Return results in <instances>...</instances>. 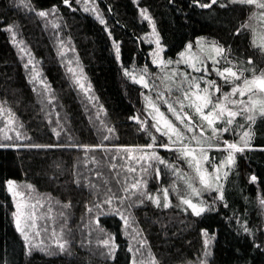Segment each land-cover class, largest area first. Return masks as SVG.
<instances>
[{"label":"trees","instance_id":"1","mask_svg":"<svg viewBox=\"0 0 264 264\" xmlns=\"http://www.w3.org/2000/svg\"><path fill=\"white\" fill-rule=\"evenodd\" d=\"M224 2L218 0L217 5L205 9L194 0H93L106 21L102 25L95 13L85 12L76 0H71L76 11L63 0H30L35 11L50 12L45 18L18 7L19 0H0V107L4 109L0 113V264H132L134 253L136 257L148 253L146 244L148 254L160 264H198L206 239L210 241V254L203 257L206 264H264V247L254 246L264 241V208L259 204L264 197V119L258 117L250 128H243L252 134L251 150L235 154L236 163L228 168L222 189L224 200L217 199L214 191H205L202 200L211 209L197 217L180 203L186 188L176 176L183 160L177 150L160 147L168 138L151 127L146 105L161 88L156 75L163 73L152 63V47L146 37L150 26L159 34L167 60H175L189 43L203 38L230 49L224 55L233 65L251 58L250 69L254 67L256 74L264 69V51L252 43L250 29L234 34L242 24L250 25L254 6L219 7ZM53 7L57 9L54 14ZM142 9L147 10L151 23L141 15ZM8 25L14 26L15 44L6 30ZM114 43L120 48V60L116 59ZM61 51L64 57L59 55ZM29 59L35 65L34 72L32 64L24 67ZM69 60L78 72L83 70L84 82L91 86L87 94L68 72ZM224 66L229 65L220 67ZM145 67L147 73L142 71ZM125 69L137 78L143 74L149 87L133 82L124 74ZM34 73L38 74L35 81ZM251 75V70L245 73ZM211 77L217 84L219 78L222 84L218 75ZM41 80L49 86L48 91ZM137 116L147 121V130L133 119ZM237 121L240 123L239 118ZM232 128L240 127L235 123ZM152 136L156 137L158 155L179 172L153 162L154 167L143 173L140 163L147 167V162L128 159L135 157L133 150L147 149L144 146L153 143ZM213 140L217 142V138ZM30 144L51 147H28ZM84 145L89 146L87 151L81 147ZM209 151L210 159L223 152ZM129 166L136 171L128 172ZM155 167L161 170L159 178ZM252 175L257 176L256 182H250ZM141 178L147 180V186L140 191L161 196L163 189H173L179 200L172 199L164 208L137 194L121 209L129 217L127 226L113 214L99 216L97 225L98 211L93 208L88 212L93 202L103 199L108 188L123 195V187ZM9 179L30 185V197L45 214L40 229L47 243L37 249L28 251L16 229L15 203L6 184ZM245 225L254 235L243 231ZM109 236L117 245L112 256L100 243ZM57 237L68 241L67 251L59 252Z\"/></svg>","mask_w":264,"mask_h":264},{"label":"snow or ice","instance_id":"2","mask_svg":"<svg viewBox=\"0 0 264 264\" xmlns=\"http://www.w3.org/2000/svg\"><path fill=\"white\" fill-rule=\"evenodd\" d=\"M81 0H76V3H80ZM194 2L197 4L200 8H211L213 5H217L218 0H208V2L201 3L200 0H194ZM63 3L65 6L71 7V0H63ZM85 7L84 11L88 12L91 11L95 13L96 19L99 20L100 24H106V21L103 19V17L100 15L99 10L96 7L89 8L87 6L88 0H84ZM229 4H239L241 6L248 5V6H255L257 9H260V17L264 18V0H225L224 3H220L219 7L225 8L228 7ZM18 7H23L29 12L35 11L32 4L30 3V0H19V3L17 5ZM75 11V9H72ZM57 9L53 7L51 9V13H55ZM147 10L142 9L141 15H143L145 20H148L149 23H151V18L146 15ZM35 14L38 17L45 18L47 17L50 12L40 10L35 11ZM255 16V13L253 16H250L249 19H253ZM55 27H59V25H55ZM244 28H250L249 24H242L239 28H237L234 32L235 35L239 36L241 34L242 29ZM9 33L12 34V41L15 44L16 43V32L14 30L13 25H8L6 29ZM110 35V33H109ZM153 35L155 37L154 43L156 45V50L151 54L153 57L152 63L154 65L160 66L162 70L164 68H167L168 65L172 64L173 61L168 60L165 61L161 57V53L164 51L163 46L161 45V40L159 37V34L155 32V27L153 26ZM254 39L252 43L256 45V47L260 48L262 51H264V35L259 36L260 43H256V33L255 30H253ZM202 39V38H201ZM150 43L153 41H149ZM61 47L63 48V41H60ZM197 45L200 46V41H197ZM114 47L116 49V59L120 60V48L117 44L114 43ZM193 45L189 43L187 45V51L189 55H185L184 52L180 53L181 58L183 59V62L187 64L189 67L192 68L194 72H203L205 74H208V68L205 63L206 60H211L213 64V68L211 71H214L226 84L231 85V91L230 92H224L221 97L217 96L214 100L213 94L214 93H221L222 86L217 84L215 80H203V77H189L187 73L182 74L183 80L187 82V87H183V83L181 84V89L183 93V100L188 101L189 103L187 105L181 103L179 110H177L172 103H169L168 99L165 97L164 94L159 93L157 94V99H160L163 101V103L167 106L168 112H171L177 121L180 122L181 125L184 126V129L188 133H195L196 129L199 128V137L196 135H192L191 137H187L185 135V131L181 128L177 127L176 124H174L166 115L164 112L160 110V108L153 103L151 100H149V106L152 109V112L149 113L151 116V120L153 123L151 124L152 128H155V131L160 133L162 136H165L168 138V143H162L160 147H163L168 150H173L170 148L171 144H179L180 148L177 149L181 156L189 158V166L194 167L196 176L198 177L200 185L203 186L204 189L214 191L217 193V199L223 201L224 200V191L223 185L219 183L221 176V170L222 169H228L231 166L235 165L236 159L235 154L236 153H244L246 149L251 150L250 147V141L252 139V134L249 130L243 131V134L240 137L239 142H229L227 140H224L223 143L225 147L221 149L219 145H215L217 151H226L227 156L225 159H223L219 164H217L214 168L215 175L213 176L211 173L207 171L206 168H202L201 162L211 163L210 157L207 155V150L203 147L204 143H207L208 141H211L212 138H219L220 133H226L229 131V126L233 125L234 123L237 124L240 128H245L246 125L248 128L251 127V125L255 124L257 117L264 119V71H261L259 75L256 74V70L254 67L250 69L249 66L253 65V60L251 58H248L246 63L238 62L237 64L233 65L231 60H227L225 57L226 51H230V49H226L224 46L219 44L216 41H213L212 43L201 46L200 47V53L199 54H191ZM21 52H24L25 49L21 48ZM69 51H73V49L69 48ZM61 57L65 56V52L61 51L59 53ZM225 59L226 64L229 66L224 67H216V65L220 64V60ZM179 63V61H177ZM32 64L33 66V72L35 69V65L32 62V59H29L28 63L24 65V67L27 69L29 65ZM69 67L68 72L72 75L74 83L78 86L79 89L85 92L87 94L90 91L91 86L85 84L84 82V76H83V70L80 69L79 72H77L76 69H74L72 65V61H68ZM251 70L252 76L251 78H248L245 76L246 72H249ZM143 73H147L148 69L145 67L143 70ZM124 74L126 76H130V78L135 83L142 84L143 87L148 88V82L145 80V76L142 74L137 78V76L132 75L128 72L127 69L124 70ZM177 73L173 71L172 76L175 77ZM38 74L33 75V81L37 80ZM201 80H203L204 86H201ZM32 82V81H30ZM40 84L43 86L44 91H48L49 86L44 83V81H39ZM36 89L34 88L33 91ZM238 96L239 99H231V97ZM247 97V99H244ZM89 99L91 100L92 97L89 96ZM146 99H148L146 97ZM49 103L52 102L51 99L48 101ZM185 107H188L190 109H194L195 113L200 116V119L207 123L208 127L211 129V136L205 135V130L203 126L201 125H195V122L192 119V116L189 115L188 112H185ZM4 109L3 107H0V113H3ZM10 111V110H9ZM241 117L244 121V123H239L237 121V118ZM141 125L142 130H147V121H141L140 118L133 117ZM11 123V121H10ZM218 124H223L224 127H218ZM55 131V130H54ZM109 131H112L109 129ZM56 135L59 136L60 133L56 132ZM20 137V133L17 132V138ZM175 137V139H173ZM6 139H11V137H5ZM105 140L108 139L107 136L104 137ZM189 141V144L191 141H195L196 144L199 146V150L197 152L196 148L190 147L189 144L185 143V140ZM153 143H149L145 145L144 147L147 149H154L156 137L152 136ZM3 146V145H0ZM76 146V145H72ZM28 147H34V148H45V147H51V145H40V144H30ZM86 151L89 149V146L84 145L81 146ZM214 145L211 143H208V148H212ZM264 151V149H261ZM125 151H130V149H125ZM112 159H116L115 156L112 157ZM129 160L135 159L137 163H140L141 161L147 162V167H145L144 163H140V170L143 173H148L149 169L153 168V161L160 165H166V161L161 158L154 150L151 152H145L139 157H133L129 156ZM170 167L174 172H179V169L175 168V165H166ZM113 168H115V165H113ZM128 172H135L136 168L129 166L127 168ZM155 176L159 178L160 176V168L155 167ZM223 176L226 178L228 176V171L225 170L223 172ZM257 176L252 175L250 177V182H256ZM117 183L119 184L120 181L117 180ZM126 183V182H125ZM188 188L191 190V192L199 197L201 195L200 191L193 186V183L191 181H188ZM7 191L12 195L13 201L15 203L16 211L13 212V216L15 218V224L16 229L21 233V235L24 237L26 242H29V236L28 232L26 231V227L30 226L35 227V219L36 214L34 209L36 208L35 204H30L24 201L25 193L22 192L17 185L16 181L14 180H7ZM77 184L79 185V181H77ZM144 187L146 189L147 186V180L141 178L140 180H136L134 183H132L130 186L123 187L121 191L124 193L123 195H118L117 193H114L111 188H108L106 193L104 194L103 199H98L97 201L93 202L92 207L88 208V212L92 213L93 208H95L98 211V215L96 216V223L97 225L100 224L99 216L106 215V214H113L118 215L122 221H124L125 226L129 224V217L125 216L124 212L121 210L125 207V202L130 200L132 196H135L138 194L139 197H146L149 200H152L158 207L160 206V198L159 196L153 197L150 193H148L146 190L140 191L141 187ZM28 188H31L30 185L26 186ZM93 188H95V185H92ZM98 195V193H97ZM20 198V200H17V198ZM163 198L165 203L163 204L164 208H168L170 206L169 201V190L167 188L163 189ZM113 201H116V206L113 207ZM180 202L183 205H186L187 208L191 209V213L197 217L201 216L202 213L209 211L211 209V205H207L205 201L200 200L199 203L193 202L191 198H184L183 196L180 197ZM215 202V201H214ZM259 204L261 208H264V197L260 198ZM70 205H64V207H69ZM107 206V209L105 208ZM131 204H128L127 207H131ZM227 207L228 205L225 203L224 205ZM31 210V211H29ZM63 215V213H61ZM101 231H103L101 229ZM243 231L245 233H249L251 235H254V233L251 232V229H249L246 225L243 227ZM40 233L37 232L36 235H39ZM207 235V233H205ZM53 236H56L55 231H53ZM100 243L106 247L109 248V252L107 253L108 256H112L115 252L117 245L114 242V237L109 236L108 239L101 240ZM210 241L206 239L204 241L205 245V257H207L210 253L207 251L208 245ZM67 245L68 241L63 240L62 237H57L56 239V247L58 248L59 252H65L67 251ZM143 245V242H141V246ZM257 249H260L264 247V241L261 243H255L254 245ZM44 249L41 248V251ZM133 249L129 247V252H132ZM139 251V249H137ZM52 254V253H50ZM151 255V254H150ZM132 264H137V261L133 259ZM141 264H144V262H141ZM148 264H157V261L155 257H151V259L148 261ZM201 264H206V261H201Z\"/></svg>","mask_w":264,"mask_h":264},{"label":"rangeland","instance_id":"3","mask_svg":"<svg viewBox=\"0 0 264 264\" xmlns=\"http://www.w3.org/2000/svg\"><path fill=\"white\" fill-rule=\"evenodd\" d=\"M80 4H82V6L85 7L84 0H81ZM87 6L89 8L93 7V0H88ZM260 11H261L260 9H257L254 6V12H253V14L255 13V16H254L253 19H251L250 28H249L250 31H251V34H252V41L254 39L253 30H255V33H256V37L255 38H256V43L257 44L260 43L259 36L264 35V18H261L260 17V15H259ZM253 14H252V16H253ZM146 37H147L148 42L149 41H153L151 43L149 42L151 44V47H152V50H151V54H152L156 50V45L154 43L155 37L153 35V26H150V30L147 33V36ZM198 40L200 41V46L197 45V41ZM198 40L194 44H192L193 47H192V50H191V54H194V55L195 54H199L200 53V47L201 46H206V45L212 43V42H209V41H207L206 39H203V38L202 39L199 38ZM254 46H256V45H254ZM182 52H184L186 56L189 55V53L187 51V47ZM161 57L165 61H168L167 59L164 58L163 52L161 53ZM171 61H173V63L170 64V65H168L167 68H164L163 70H162V68L160 66H158L163 71V73H161V75L158 74L159 76L156 75V78L158 77L156 84L158 85V87L161 84V88H159L154 93V96L152 97V99L149 98L146 101L148 114L152 112V109L149 106V100H151L153 103H155L160 108V110L162 112L165 113V115L174 124H176L177 127L181 128L182 130L185 131V135L187 137H191L192 135H196L197 137H199V128L196 129V132L195 133H188L184 129V126L181 125L180 122L176 120L175 116L171 112H168L167 106L163 103V101L160 100V99H157V94H159V93L164 94L165 97L168 99L169 103H172L173 106L177 110H179L181 103H183L185 105H187L189 103L188 101L183 100V93H182V89H181V84L183 83V87L186 88L187 87V82L183 80V75L182 74L187 73V75L189 77H192L191 74L193 73V77H203V80H208V79L214 80V78H212L211 75H214L215 77H217V74L214 71H211V69L213 68V64H212V61L211 60H206L205 61L206 65H207V68H208V74H205L203 72H194L191 67H189L187 64H185L183 62V59L181 58L180 54L177 56V58L175 60H173L171 58ZM177 61H179V63H177ZM225 63H226L225 59H221L220 60V64L219 65H216V67H220L222 64H225ZM173 71H175L177 73V75L175 77L172 76ZM261 71H264V69H262L259 72H257V75H259V73ZM188 72H190V73L188 74ZM246 77H248V76H246ZM248 78H251V77H248ZM203 80H201V86L202 87L204 86ZM218 83H219V85L222 86V91H221V93H214L213 94L214 100H215V98L217 96L221 97V99H222V94L224 92H230L231 91V85L230 84H226L224 81L221 84V80L219 78H218ZM231 99H239V97L238 96L231 97ZM244 99H247V97H245ZM184 111L185 112H188L189 115L192 116V119L195 122V125H201V126H203V128L205 130V135L206 136H211V129L208 127V125H207L206 122H204V121H202L200 119V116L195 113L194 109H190L188 107H185ZM238 118L240 119V123H244V121H243V119L241 117H238ZM233 125L229 126V131L228 132H226V133H220L219 134V138L217 139V142L216 143H213L214 140L212 138L211 141H208L207 143H204L203 144V147L207 150V155L208 156H210V151H209V148H208V143H211L212 145H214V147H212L213 149H216L215 145H219V147L221 149H223L225 147V145L223 143L224 140H227L229 142H239L240 141V137L243 134V131L244 130L243 129H240V128H232ZM217 126L218 127H224L223 124H218ZM222 135H229V137H223ZM173 139H175V137H173ZM185 143L186 144H189V141L186 139L185 140ZM171 145L172 146H170V148H172L173 150H177V149L180 148V145L179 144H171ZM189 146L190 147H193V148H196L197 149V152H198L199 146L196 144V142L194 140L191 141V143L189 144ZM153 150L157 154H159L158 151L155 150V149H144V148L133 150L132 151V154L135 157H139L143 153H145V152H151ZM225 156H227V152L226 151H223V152L219 153L218 155H214L212 157V159H210L211 163H206V162H203L202 161L201 162V166H202V168H206L207 171L214 176L215 175V171H214L215 166L217 164H219L218 162L221 159V157L223 159H225L224 158ZM179 157H180L181 160H183V162L181 164L180 173L178 174V176H176V180H180L181 182L184 181L183 182L184 183V187L186 188V190H183L184 191V194H182L180 196H183L184 198H191L193 200V202L199 203V201L202 200L203 193L205 191H210V190H206V189L203 188L202 185H200L199 180H198V177L196 176V172H195L194 167H190L189 166L190 157L189 158L183 157V156H181L180 153H179ZM221 161L222 160H220V162ZM153 162H155V161H153ZM225 170H227L228 173H229V170L228 169H222L221 170V173H220L221 179L219 181V183H221L224 187H225V184L227 183V178H228V176L226 178L223 176V172ZM188 181H191L193 183V186L200 191L201 195L199 197L195 196L191 192V190L188 188V183H187ZM16 183L19 186L20 190L25 193L24 201L27 202V203L35 204L36 205V208L34 209L35 214H36L35 227H31L30 224H29V226L26 227V231L28 232V236H29V242H26V241L25 242L27 244L28 251H30V250H32V248L33 249H37L41 245H44V244L47 243V238H41L42 236H41V229H40L42 227V225H41L42 224V219H43V217H44L45 214H44L43 211L39 210V207L37 206V202L34 201L32 199V197H30V194H29L30 188L26 187V186H28V184L25 183V182H23V181H16ZM153 197L155 198L157 196H153ZM159 198H160L161 204H164L165 201H164L163 195L159 196ZM175 198H177L179 200L178 192H177V190L176 191H173V189H171L169 191V201H170V203L172 202V199H175ZM17 200H20V198L18 197ZM181 205H183V204H181ZM183 206L185 208H187L186 205H183ZM15 211H16V207H15ZM29 211H31V210H29ZM13 218H14V216H13ZM14 222H15V218H14ZM37 232H39L40 234L39 235H36ZM136 238H137V236H136ZM136 242H138V239H137ZM208 247H209V245H208ZM145 250H146L145 252H148V253L150 252L149 246L147 244H146ZM148 253H143L142 252V256H139L140 255L139 254V255H137V257L135 256L136 253H134L135 254L134 255V259L137 261V264H141V262H144V264H148V261L151 259V257H153V255H149ZM203 257H205V255ZM203 257H201L202 259L200 260V262L198 264H201V261H205V258H203ZM155 259L157 261V264H160L158 258H155Z\"/></svg>","mask_w":264,"mask_h":264},{"label":"bare ground","instance_id":"4","mask_svg":"<svg viewBox=\"0 0 264 264\" xmlns=\"http://www.w3.org/2000/svg\"><path fill=\"white\" fill-rule=\"evenodd\" d=\"M71 9H75V11L77 10L75 6H72ZM184 182V181H183ZM182 182V183H183ZM183 187H184V183H183Z\"/></svg>","mask_w":264,"mask_h":264}]
</instances>
